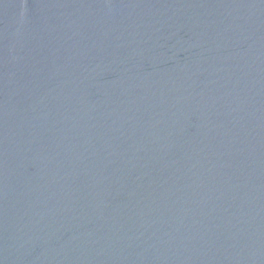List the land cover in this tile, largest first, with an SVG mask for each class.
<instances>
[{
	"label": "water",
	"instance_id": "water-1",
	"mask_svg": "<svg viewBox=\"0 0 264 264\" xmlns=\"http://www.w3.org/2000/svg\"><path fill=\"white\" fill-rule=\"evenodd\" d=\"M0 264H264V0H0Z\"/></svg>",
	"mask_w": 264,
	"mask_h": 264
}]
</instances>
